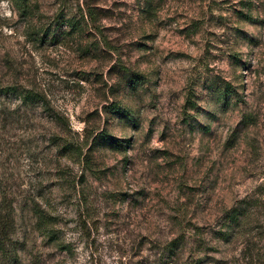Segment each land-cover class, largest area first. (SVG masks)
I'll use <instances>...</instances> for the list:
<instances>
[{
	"label": "rangeland",
	"instance_id": "374dc122",
	"mask_svg": "<svg viewBox=\"0 0 264 264\" xmlns=\"http://www.w3.org/2000/svg\"><path fill=\"white\" fill-rule=\"evenodd\" d=\"M7 87L0 264H264V0H0Z\"/></svg>",
	"mask_w": 264,
	"mask_h": 264
},
{
	"label": "trees",
	"instance_id": "16d2710c",
	"mask_svg": "<svg viewBox=\"0 0 264 264\" xmlns=\"http://www.w3.org/2000/svg\"><path fill=\"white\" fill-rule=\"evenodd\" d=\"M23 2L24 0H19ZM71 30L75 29V24H71ZM15 87H7L0 90V94H8L15 92ZM34 98H36L34 95H32L31 92L25 91L24 92V102L32 101ZM186 104H188L190 107L192 104L189 103V99L186 100ZM5 215L0 217V248H4L5 241L9 240L10 237V230L12 228V219H11V212L12 208L9 206L7 209L4 210ZM249 218V214L247 212V209L244 205H235L234 207L230 208L225 215L224 222L221 225L224 229H220L217 232V236L219 239L230 241L235 239L237 236V233L239 230H241L245 224L246 220ZM175 241H172L170 243V247L176 248Z\"/></svg>",
	"mask_w": 264,
	"mask_h": 264
}]
</instances>
